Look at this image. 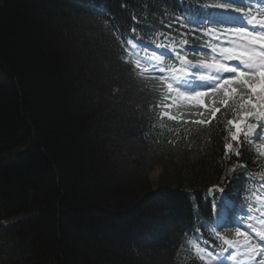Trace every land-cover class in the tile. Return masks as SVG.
<instances>
[{"label": "trees", "instance_id": "trees-1", "mask_svg": "<svg viewBox=\"0 0 264 264\" xmlns=\"http://www.w3.org/2000/svg\"><path fill=\"white\" fill-rule=\"evenodd\" d=\"M164 5L0 0V264H190L175 247L187 194L235 179L223 167L233 113L221 107L191 132L166 133L177 120L162 113L174 108L120 62L117 36L129 38L135 22L154 26L130 23L128 12L156 15ZM241 152L232 159L246 167L236 170L261 178L259 158L246 144ZM88 206L118 225L125 247H109L100 228L84 244L64 232L67 213L73 231L79 220L99 225L81 215Z\"/></svg>", "mask_w": 264, "mask_h": 264}, {"label": "snow or ice", "instance_id": "snow-or-ice-1", "mask_svg": "<svg viewBox=\"0 0 264 264\" xmlns=\"http://www.w3.org/2000/svg\"><path fill=\"white\" fill-rule=\"evenodd\" d=\"M172 2L178 4L181 11L168 14L165 10L168 19L162 23L178 35L157 32L151 27H133L135 39L123 34L117 39L125 46L128 53L125 62L132 64L135 74L154 81L163 101L171 99V104L162 101L166 109H177V114L162 113L168 115L169 120H177L178 114L184 113L199 117L192 123L201 125L215 119L221 107L232 111L234 118L226 121L231 128L223 157L228 176L237 167H246L244 162L232 157L239 158L245 144L264 139V0H197L198 6L185 4L184 0ZM209 8L221 11H207ZM140 32L144 33L143 37L139 36ZM205 98L212 99L211 106L205 105ZM253 151L264 158V143ZM224 179L222 177L220 184L208 190L212 199L206 202L212 204L217 217L228 211ZM215 192L222 194L219 203H216ZM256 199L261 198L256 195ZM257 210L264 216V209ZM238 216L233 212L227 223L201 220L195 230H203L219 241L220 251L214 255L205 247L208 240L195 236L188 241L195 250V257L203 264H227L228 261L231 264H264V219L260 220L259 229L248 224L242 231L243 218L253 219L251 207L248 210L240 208ZM233 227L234 238L222 234L225 228ZM249 230L255 232V237L246 234ZM191 231L188 230L189 235Z\"/></svg>", "mask_w": 264, "mask_h": 264}, {"label": "rangeland", "instance_id": "rangeland-1", "mask_svg": "<svg viewBox=\"0 0 264 264\" xmlns=\"http://www.w3.org/2000/svg\"><path fill=\"white\" fill-rule=\"evenodd\" d=\"M5 84H6L5 79L0 78V85H5ZM159 174H160L159 170H156V169L149 173L148 180H149L150 184L152 183L153 178H156ZM82 210L84 211L81 214L82 216L87 214V215H89V218L94 217V218H96V220L99 219V221L97 222L99 225L94 224L92 222L91 223L90 222L83 223V221L79 220L80 224L78 223V225H77L79 229L77 231H73L72 225L68 221V220L72 219V216L69 213H67L66 214L67 215L66 220L65 219L63 220L62 226H63L64 232L68 233L72 239L78 240L82 244H84L85 242L87 243V242H89L90 239L98 237V235H97V233H95V231L100 228L103 231V235H100L99 238L102 241L108 242L107 244H109V245L111 244V246H109V247H114V248L115 247L121 248L122 246L125 247V243L122 241L123 239L121 238L122 232H120V229H118L117 224L115 225L110 220L108 221L107 217H105L103 215V212L98 211V210H94L93 207L88 206ZM76 218L78 219V217H76ZM107 227H110V230H108ZM122 230H124V232L126 231L125 228H122ZM126 232L128 233V234H126V235H128L126 237H129L128 240H130V236H129L130 232L129 231H126ZM80 233H83V235H85L87 240L85 238L84 239L80 238ZM90 242L92 243L93 241H90Z\"/></svg>", "mask_w": 264, "mask_h": 264}, {"label": "bare ground", "instance_id": "bare-ground-1", "mask_svg": "<svg viewBox=\"0 0 264 264\" xmlns=\"http://www.w3.org/2000/svg\"><path fill=\"white\" fill-rule=\"evenodd\" d=\"M160 170V169H159Z\"/></svg>", "mask_w": 264, "mask_h": 264}]
</instances>
